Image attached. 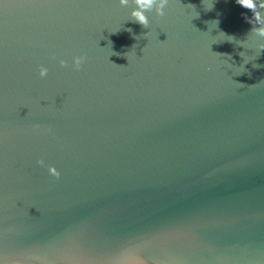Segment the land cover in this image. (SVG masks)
<instances>
[{"label":"water","instance_id":"water-1","mask_svg":"<svg viewBox=\"0 0 264 264\" xmlns=\"http://www.w3.org/2000/svg\"><path fill=\"white\" fill-rule=\"evenodd\" d=\"M136 7L0 0V264H264V37Z\"/></svg>","mask_w":264,"mask_h":264},{"label":"clouds","instance_id":"clouds-1","mask_svg":"<svg viewBox=\"0 0 264 264\" xmlns=\"http://www.w3.org/2000/svg\"><path fill=\"white\" fill-rule=\"evenodd\" d=\"M134 2L137 7L133 9L132 16L134 17V21L144 28H148L149 26V19L145 15V12L151 10L153 5H156L157 15L163 16L165 14L164 9L168 4V0H134ZM127 3L128 0H120L121 5H126ZM236 3L252 13L251 18H246L248 23L254 25L251 31L257 36L264 37V16L260 14V9H264V0H236ZM255 25H259V27ZM128 31H131V29H128ZM260 49H264V44L260 45ZM84 61V56L73 57V67L79 70ZM59 64L61 67L68 66V62L63 59L59 61ZM47 75L48 69L41 65L39 68V76L45 78ZM49 131H51V129H49ZM37 163L43 165L44 161L38 160ZM48 172L53 177L59 178L60 176V172L54 166H48Z\"/></svg>","mask_w":264,"mask_h":264}]
</instances>
